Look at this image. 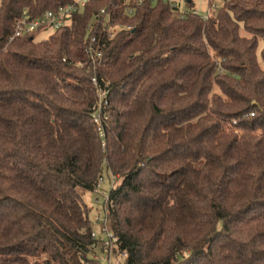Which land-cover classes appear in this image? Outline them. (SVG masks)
<instances>
[{
  "label": "trees",
  "instance_id": "obj_1",
  "mask_svg": "<svg viewBox=\"0 0 264 264\" xmlns=\"http://www.w3.org/2000/svg\"><path fill=\"white\" fill-rule=\"evenodd\" d=\"M73 1L0 0V264L96 263L83 195L105 166L124 264H264V0H209L206 18L88 0L12 37L23 12Z\"/></svg>",
  "mask_w": 264,
  "mask_h": 264
},
{
  "label": "built area",
  "instance_id": "obj_2",
  "mask_svg": "<svg viewBox=\"0 0 264 264\" xmlns=\"http://www.w3.org/2000/svg\"><path fill=\"white\" fill-rule=\"evenodd\" d=\"M87 1L88 0H74L72 3L59 6L56 10L46 11L42 15H39L36 17H31L25 11L23 12L22 16L16 21L12 37H18V36L30 34L36 31L40 32L42 30H51V32L54 30H57L60 27H63L69 24L71 20V16L74 14V12L82 8ZM130 1L131 2L135 1L136 3H139L141 0H125V3H129ZM169 1L173 2V0H169ZM212 6H215V5L212 3ZM191 11L194 14L201 15L203 18H206L208 16V9H205L204 11H200L196 9V7H193ZM101 12H103V10H101ZM92 41H94V38H92ZM87 52L90 53V49H88ZM91 82L95 87V95L97 96L95 105L93 107V111L91 113V120L95 126V129L98 133L100 141L102 142L101 143L102 147H104L105 146V143H104L105 127L104 125L109 118V115L106 111V107L108 105L109 88H107L106 81H105V84L102 85L104 80L100 82L94 76L91 77ZM101 181H103V176L100 177L99 183L97 181V184L94 190H97L99 188ZM103 196L104 195H102V197ZM99 199L100 197H97V200ZM108 200H109V195L107 196L106 199H104V202L106 203V205L101 210V214L100 213L99 215L96 214L92 219H90L92 222L91 232H90L91 239L94 241V244L97 245L98 247L97 250L99 249L102 252L100 256H98V253H95L91 256L92 259L97 264H103V263L113 264L112 259H111V256L113 253L112 250L118 249V238L113 233L111 228H109L108 226V219H107L108 212H109L108 206H107ZM94 225L96 229L94 228ZM119 255L121 257H126L127 254L125 251H122L119 253ZM83 264H91V263L85 262Z\"/></svg>",
  "mask_w": 264,
  "mask_h": 264
},
{
  "label": "rangeland",
  "instance_id": "obj_3",
  "mask_svg": "<svg viewBox=\"0 0 264 264\" xmlns=\"http://www.w3.org/2000/svg\"><path fill=\"white\" fill-rule=\"evenodd\" d=\"M208 1L209 0H193V3L195 5L196 9H198L200 11H204ZM173 2L178 3V5L180 6L182 11L186 8V6L184 5V0H173ZM210 2L215 5L212 7H216V6L218 7L222 3L221 0H210ZM50 33H51V30H42L39 32V34L37 35L36 38L37 39L45 38ZM242 33L244 34V32H242ZM261 47H262V43H260L259 50ZM96 99H97V96L95 98V102H96ZM101 143L102 142L99 141L100 149L102 152H104L107 148L106 136L104 137L105 146L102 147ZM103 164H106V159L103 160ZM102 176H103V181L100 182L101 184H100L99 188L97 190H93L91 192L85 193L83 195V200L86 203L88 218H89V221L92 225V222L90 219H92L96 214L97 215H99V213L101 214V210L106 205V203L104 202V199H106L107 196L109 195V200L107 202V206H108V210H109L107 219H108V226L110 228V225H109L110 219L109 218H110V214H111V209L113 207V201L110 199V192L113 190V188L116 187V185L119 183L120 179L118 178V176L115 173H112L110 170H108L106 166L103 168L101 175L97 178L98 183H99L100 177H102ZM102 195H104V196L102 197ZM97 197H100V199L97 200ZM94 228H95V225H94ZM102 251H103V249H102ZM112 252L113 253H112L111 259H112L113 264H124V257H121L119 255L120 252L118 251V249H116V250L114 249V250H112ZM96 253H98V256H100L102 254L101 250H99V249L96 250ZM94 264H97V263H94Z\"/></svg>",
  "mask_w": 264,
  "mask_h": 264
},
{
  "label": "crops",
  "instance_id": "obj_4",
  "mask_svg": "<svg viewBox=\"0 0 264 264\" xmlns=\"http://www.w3.org/2000/svg\"><path fill=\"white\" fill-rule=\"evenodd\" d=\"M194 7H195V5H194ZM205 9H207V4H206V8Z\"/></svg>",
  "mask_w": 264,
  "mask_h": 264
}]
</instances>
